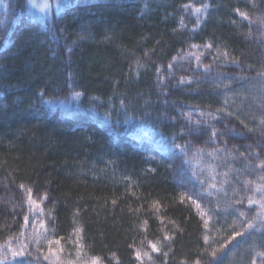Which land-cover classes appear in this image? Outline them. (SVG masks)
<instances>
[{
  "label": "trees",
  "instance_id": "obj_1",
  "mask_svg": "<svg viewBox=\"0 0 264 264\" xmlns=\"http://www.w3.org/2000/svg\"><path fill=\"white\" fill-rule=\"evenodd\" d=\"M46 2H0V264H264V0Z\"/></svg>",
  "mask_w": 264,
  "mask_h": 264
},
{
  "label": "snow or ice",
  "instance_id": "obj_2",
  "mask_svg": "<svg viewBox=\"0 0 264 264\" xmlns=\"http://www.w3.org/2000/svg\"><path fill=\"white\" fill-rule=\"evenodd\" d=\"M0 2H2V0H0ZM204 7L205 8H208V7H210V5H207L206 4V5H204ZM197 11H199V9H197ZM235 11L241 17H244L245 19H247L246 13L241 12L239 9H235ZM205 47H209L210 48L211 45H206ZM225 58H227V54L226 53H225ZM232 63H235V64H237V66H239L238 61H232ZM249 67H251V66H249ZM261 76L264 77V73H261ZM236 79H243V77H236ZM75 95L80 96L81 93L77 92V93H75ZM217 111L218 112H221V111H224V110L223 109H217ZM209 115H212V114L210 113ZM227 115L228 116H231L232 113L231 112H228ZM213 118L215 119V116H213ZM241 123H243V121H241ZM261 123H264V121H261ZM245 127H247V125H245ZM253 130L254 129H249V131H253ZM212 135L215 136V135H218V133L214 130L213 133H212ZM262 135H264V133H262ZM177 147H179V146L177 145ZM260 179L261 180H264V176L260 177ZM245 183L247 184L249 182L246 181ZM257 191H261L262 198H264V185H257ZM189 199H191V198L189 197ZM28 203H29L30 206H34L36 204V201L32 199V189H28ZM112 203L115 204L116 201L113 200ZM192 203L193 204H196V201L193 200ZM237 203H239V202H237ZM256 203H259L260 204V209H261V211L257 214V218L261 220V224H262V228L260 229V231H264V202L255 201V200H253L251 198L248 200V204L249 205L256 204ZM196 207H197V209H199L200 208V205L199 204H196ZM240 215L241 216H245L246 213L241 212ZM28 220H29V218L26 216L25 217V222L27 223ZM40 226H41V228L44 227V222L43 221L40 222ZM205 226H207V222L206 221H205ZM254 227H255V225L251 221H249L248 224H247V228H254ZM74 230L77 233H79V231H80V229H74ZM246 234L250 235L251 233H246ZM240 235H241L240 232L233 231V235H232V237H229V240L233 239L236 236H240ZM204 238H205V240L208 239L207 236H205ZM36 239H37V243L39 244L40 237L37 236ZM44 239H47V236L46 235L44 236ZM164 239H169V237L165 236ZM47 243L49 245V247H48V255H44V259L45 260H48V259H50L51 256H56V258L59 259V257L57 256V250L54 247H52V245L59 244L60 243V240H58V239L57 240H47ZM77 243H78V241H77ZM149 244H150V247H151L152 251H160V249L157 247V244L156 243H153V242L150 241ZM28 247H29L28 244L21 242L19 244L18 249H13V248H11V246H9L8 251L11 253V255L13 257H22V258H25L26 259L27 257H29V256L32 255V253H30L28 251ZM0 248H2V246H0ZM37 251L38 252H41V254H43L41 248L38 247L37 248ZM141 255L149 256V259H151V256L147 252H145V253L142 254L139 251H137V253H136L137 260H139L141 258ZM165 255H167V253H165ZM212 255L213 256L216 255V251L215 250H213ZM259 255L264 256V253H259ZM5 259H7L6 256H5ZM91 264H97L95 258H93L91 260Z\"/></svg>",
  "mask_w": 264,
  "mask_h": 264
},
{
  "label": "rangeland",
  "instance_id": "obj_3",
  "mask_svg": "<svg viewBox=\"0 0 264 264\" xmlns=\"http://www.w3.org/2000/svg\"><path fill=\"white\" fill-rule=\"evenodd\" d=\"M42 4L43 8L40 10H37L39 13H43V11L47 8V2L46 0H31V6H33L35 9L38 8V6Z\"/></svg>",
  "mask_w": 264,
  "mask_h": 264
}]
</instances>
